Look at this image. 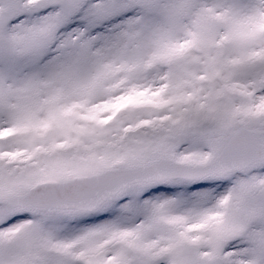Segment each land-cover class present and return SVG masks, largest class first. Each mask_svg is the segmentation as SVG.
Returning <instances> with one entry per match:
<instances>
[{
    "label": "snow or ice",
    "instance_id": "6c2138e0",
    "mask_svg": "<svg viewBox=\"0 0 264 264\" xmlns=\"http://www.w3.org/2000/svg\"><path fill=\"white\" fill-rule=\"evenodd\" d=\"M0 264H264V0H0Z\"/></svg>",
    "mask_w": 264,
    "mask_h": 264
}]
</instances>
